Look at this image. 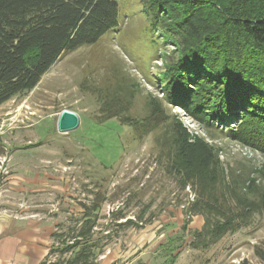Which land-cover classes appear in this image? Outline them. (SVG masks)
<instances>
[{
    "label": "rangeland",
    "instance_id": "374dc122",
    "mask_svg": "<svg viewBox=\"0 0 264 264\" xmlns=\"http://www.w3.org/2000/svg\"><path fill=\"white\" fill-rule=\"evenodd\" d=\"M118 2L117 30L67 52L32 91L0 105V211L36 216L68 234L84 213L82 204L103 198L94 234L100 245L97 264H164L165 244L179 236L175 264H264V219L259 214L208 249L190 244L207 213L190 209L197 188L183 187L168 170L167 156H160L164 127L139 136L118 116L100 117L101 93L123 99L128 87L133 90L129 114L147 115L150 96H163L158 77L165 69V53L174 48L151 25L143 0ZM65 108L81 117L80 125L67 133L57 126ZM167 109L191 134L221 148L230 176L233 172L264 182L261 151L227 133L209 131L180 106L168 104ZM185 218L190 220L186 230ZM127 219L135 223L128 225ZM68 256L56 250L50 260L65 264Z\"/></svg>",
    "mask_w": 264,
    "mask_h": 264
},
{
    "label": "trees",
    "instance_id": "16d2710c",
    "mask_svg": "<svg viewBox=\"0 0 264 264\" xmlns=\"http://www.w3.org/2000/svg\"><path fill=\"white\" fill-rule=\"evenodd\" d=\"M143 4L151 25L174 47L171 54L165 53V69L158 77L163 96L151 95L149 113L137 118L129 114L133 96L129 87L123 99L101 93L100 117L118 116L139 136L164 127L160 156H167L168 170L183 187L197 188L198 198L190 209L207 213L190 244L208 249L247 226L255 214L264 219V182L250 175L230 176L221 148L191 134L166 106H180L209 131L227 133L264 154V0H143ZM118 26V0H0V105L32 91L64 54L98 42ZM101 199L82 204L84 213L70 228V236L54 232L51 256L58 250L70 253L65 264H97L100 245L94 234ZM189 222L185 218L182 229ZM60 239L63 246L56 244ZM179 241L180 236L170 237L165 244L164 264H175ZM47 262L62 263L50 258Z\"/></svg>",
    "mask_w": 264,
    "mask_h": 264
},
{
    "label": "crops",
    "instance_id": "0c3cea01",
    "mask_svg": "<svg viewBox=\"0 0 264 264\" xmlns=\"http://www.w3.org/2000/svg\"><path fill=\"white\" fill-rule=\"evenodd\" d=\"M54 227L36 216L0 211V264H47Z\"/></svg>",
    "mask_w": 264,
    "mask_h": 264
},
{
    "label": "water",
    "instance_id": "95a60500",
    "mask_svg": "<svg viewBox=\"0 0 264 264\" xmlns=\"http://www.w3.org/2000/svg\"><path fill=\"white\" fill-rule=\"evenodd\" d=\"M80 122L81 117L79 113L65 108L59 114L57 126L60 132L67 133L76 129L80 125Z\"/></svg>",
    "mask_w": 264,
    "mask_h": 264
}]
</instances>
